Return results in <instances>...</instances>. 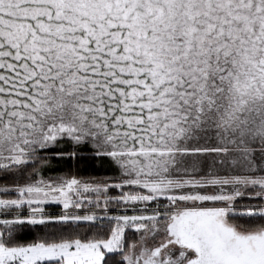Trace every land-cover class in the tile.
<instances>
[{
    "label": "snow or ice",
    "instance_id": "snow-or-ice-1",
    "mask_svg": "<svg viewBox=\"0 0 264 264\" xmlns=\"http://www.w3.org/2000/svg\"><path fill=\"white\" fill-rule=\"evenodd\" d=\"M0 264H264V0H0Z\"/></svg>",
    "mask_w": 264,
    "mask_h": 264
}]
</instances>
